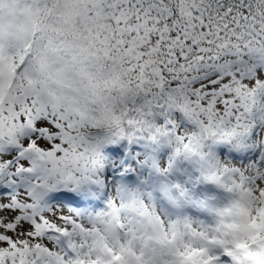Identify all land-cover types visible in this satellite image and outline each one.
<instances>
[{
    "label": "snow or ice",
    "instance_id": "6c2138e0",
    "mask_svg": "<svg viewBox=\"0 0 264 264\" xmlns=\"http://www.w3.org/2000/svg\"><path fill=\"white\" fill-rule=\"evenodd\" d=\"M0 264H264V0H0Z\"/></svg>",
    "mask_w": 264,
    "mask_h": 264
},
{
    "label": "rangeland",
    "instance_id": "374dc122",
    "mask_svg": "<svg viewBox=\"0 0 264 264\" xmlns=\"http://www.w3.org/2000/svg\"><path fill=\"white\" fill-rule=\"evenodd\" d=\"M218 190L220 191L221 189H219L214 184H211V183H203V184H200V185H198V189H197L198 199L203 200L207 204L209 203L210 205H212V199H213L215 193ZM206 193H207V195H206ZM223 193H225V192L223 191ZM226 195H227V193H226ZM196 209L199 212L206 211V209L203 208V207H196ZM207 215H208V219H205V220L204 219H199V218L195 217V214H192V215H190L188 217L193 222H202V223H205V224H210L212 222V220H213V216L210 213V211L207 212Z\"/></svg>",
    "mask_w": 264,
    "mask_h": 264
},
{
    "label": "bare ground",
    "instance_id": "6f19581e",
    "mask_svg": "<svg viewBox=\"0 0 264 264\" xmlns=\"http://www.w3.org/2000/svg\"><path fill=\"white\" fill-rule=\"evenodd\" d=\"M206 195H207V193H206ZM208 206H210L209 203H208ZM216 206H218V204L213 205V207H216ZM191 214H193V213H191ZM194 214H195V217H198V218H201V219H208V216H206V214L204 212L200 213L199 211H196Z\"/></svg>",
    "mask_w": 264,
    "mask_h": 264
}]
</instances>
